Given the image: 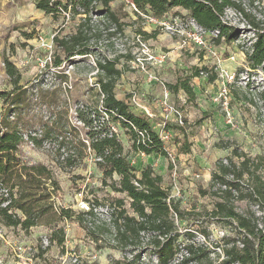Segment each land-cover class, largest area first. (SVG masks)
Returning <instances> with one entry per match:
<instances>
[{"label": "rangeland", "instance_id": "1", "mask_svg": "<svg viewBox=\"0 0 264 264\" xmlns=\"http://www.w3.org/2000/svg\"><path fill=\"white\" fill-rule=\"evenodd\" d=\"M233 1L242 10L226 8L224 12L223 20L235 32L227 41L224 37L217 40V30H204L180 7L157 19L147 12H137L131 0H115L110 7L122 23L121 29L105 17L91 14L92 52L72 59L62 57L61 65L54 67V35L74 32L80 16H72L70 6L55 18L37 9L36 0H0V119L19 115L24 128L33 130L52 117L54 110L67 109L64 119L81 127L74 109L95 101V90H91L98 74L95 62L108 57L117 58V67L122 69L114 89L116 97L134 113L146 116L155 131L159 132L163 124L170 134L164 144L168 157L129 151L128 158L137 172L150 164L163 177L162 185L178 211L174 215L178 234L175 262L189 256L187 246L191 245L193 259L187 264H229L222 252L225 237L237 239L240 232L234 223L209 215L219 199L211 193L219 184L207 195L200 189L209 188L217 162L227 163L228 157L239 161L233 149L254 158L264 146V109L258 96L264 87V67L252 69L246 61L255 40L250 21L264 29V0ZM198 36L202 43L196 42ZM5 58L21 73L20 95L13 104H6L1 96L13 89ZM195 67L206 70L189 80L193 97L182 89L173 92L167 87L189 77ZM211 75H216L214 80H210ZM51 98L58 100L48 107L45 101ZM164 99L168 100V112L162 104ZM170 108L181 114L182 124L175 122ZM227 113L231 123L226 121ZM120 138L127 150L126 136L120 133ZM185 147L187 152L182 151ZM52 149L49 141L42 148L26 141L20 153L23 161L40 162L53 170L60 185L52 198L55 207L70 208L75 214L28 232L0 224V264H109L112 259L131 257L128 249L111 247L116 243L111 230V197L124 198L126 205L128 199L101 184V173L92 158L86 159L84 166L62 171L53 161ZM260 173L264 180V167ZM230 201L239 213L264 215L250 199L232 197ZM91 209L92 214H85L79 223L77 213ZM54 227L64 230L63 249L49 245L48 235ZM149 237L141 233L136 247L129 248L133 253L140 252L139 264H159L151 252Z\"/></svg>", "mask_w": 264, "mask_h": 264}, {"label": "trees", "instance_id": "2", "mask_svg": "<svg viewBox=\"0 0 264 264\" xmlns=\"http://www.w3.org/2000/svg\"><path fill=\"white\" fill-rule=\"evenodd\" d=\"M114 1L67 0L63 3L60 0H36L37 9L55 18L66 12L68 6L71 7L72 16H80L74 32L54 35V67L61 65L62 57L72 59L92 52L89 45L91 14L103 16L121 29L122 23L110 7ZM131 4L137 12H147L157 19L172 8L180 7L204 30H217V40L224 37L227 41L233 38L235 32L223 20L224 12L226 8L242 10L233 0H131ZM250 24L255 40L251 50L246 53V61L250 68L256 69L264 67V29L252 20ZM95 64L98 74L91 88L95 90V101L74 109V117L82 124L81 127L64 119L67 109L54 110L52 117L41 121L39 127L33 130L24 128L19 115L12 119L7 116L0 119V224L28 232L32 227L41 224L52 226L59 219H71L75 214L70 208L55 207L52 198L60 190V185L53 170L40 162L27 163L22 160L20 146L24 142L42 148L43 143L49 141L53 144V161L60 170L72 171L84 166L86 159L92 158L95 168L101 173V184L111 192L124 194L128 199L126 205L124 198L111 197V230L116 242L111 247L120 251L128 249L132 256L112 259L109 264H139L140 252L133 253L134 249L129 248L136 247L141 233L150 235L151 252L159 264H187L193 259L194 249L191 245L187 246L188 257L174 261L178 236L174 215L178 211L168 189L162 185V175L156 173L150 164L137 172L128 158L129 151L163 157H168V152L149 119L134 113L124 100L116 97L114 89L122 73V69L117 67L118 59L103 57L97 59ZM4 65L13 89L1 93V96L6 104L15 103L20 95L17 90L20 88L21 73L8 58L4 59ZM205 70L206 67H195L189 77L175 84H167V87L173 92L182 89L193 97L189 80ZM62 76L66 78V75ZM215 77L211 75L209 78L214 80ZM12 94L15 95L12 97ZM53 94L56 95V90H53ZM258 96L264 109V87ZM57 100L51 98L45 104L52 107V102ZM120 133L127 138V150ZM182 151L187 152V147ZM232 154L239 161L234 162L228 157L227 163L217 162L209 188L200 190L202 195H207L219 184L218 192L211 193L217 194L219 199L214 202L209 215L234 223L240 232L237 239L225 237L226 245L222 249L225 260L229 264H264V215L256 217L254 213H239L230 201L232 197L250 199L264 213V180L260 173V168L264 167V146L254 158L237 149H233ZM243 186L246 191H243ZM85 214L91 215L92 209L77 213L79 223ZM95 240L98 238L95 237ZM64 241V230L54 227L48 235L49 245L56 244L63 249ZM46 250L47 247L41 254Z\"/></svg>", "mask_w": 264, "mask_h": 264}, {"label": "built area", "instance_id": "3", "mask_svg": "<svg viewBox=\"0 0 264 264\" xmlns=\"http://www.w3.org/2000/svg\"><path fill=\"white\" fill-rule=\"evenodd\" d=\"M208 33H210V32H208ZM196 42L197 43H202V41H201V39H200V37L198 36V37H196ZM162 104H163V106H164V110L165 111H167L168 112V100L167 99H164L163 101H162ZM169 111L170 112H173L174 113V120H175V122H177V123H179V124H182V116H181V114L177 111V110H173V109H169ZM227 123H231V117H230V115L227 113ZM158 134H159V136H160V139L162 140V142H163V144H166L168 141H169V139H170V134L169 133H167L164 129H163V124L162 125H160V130H159V132H158Z\"/></svg>", "mask_w": 264, "mask_h": 264}]
</instances>
